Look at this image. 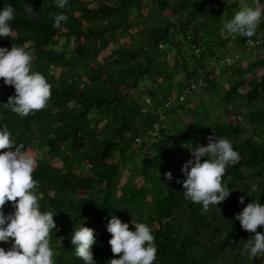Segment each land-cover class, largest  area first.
Segmentation results:
<instances>
[{
    "label": "trees",
    "instance_id": "trees-1",
    "mask_svg": "<svg viewBox=\"0 0 264 264\" xmlns=\"http://www.w3.org/2000/svg\"><path fill=\"white\" fill-rule=\"evenodd\" d=\"M9 4L15 9L12 42L33 54V71L46 77L52 96L44 110L20 117L4 107L15 89L0 79V128L7 125L24 151L38 148L44 155L33 178L41 211L56 214L55 264H84L71 244L81 226L94 230V259L107 264L114 258L107 231L112 216L132 231V220L150 227L155 264H212L219 252L234 253L236 234L253 238L224 207L238 212L235 196L248 181L264 186V21L251 38L224 29L253 0H68L65 9L55 0H0V11ZM25 4L34 14L26 13ZM61 12L68 21L56 28L51 14ZM6 38L0 37V46ZM182 43L190 47L186 53ZM250 43L257 46L249 52ZM229 44L255 59L244 67L238 59L221 65V80L214 81L209 68ZM193 84L208 105L202 96L194 108L185 106L189 99L178 101ZM244 86L248 91L242 95ZM216 100L230 106L223 113L233 119L208 128ZM186 116L193 119L189 124ZM243 124L254 134L243 135ZM210 135L227 138L240 159L223 178L232 197L201 215L202 204L184 199L181 169ZM165 172L173 179L166 180ZM259 203L264 205L263 194ZM4 212H14L11 202ZM257 231L264 233V226ZM225 232L228 239L216 243ZM60 236L63 247L56 244ZM10 246L0 243L6 250Z\"/></svg>",
    "mask_w": 264,
    "mask_h": 264
},
{
    "label": "clouds",
    "instance_id": "clouds-1",
    "mask_svg": "<svg viewBox=\"0 0 264 264\" xmlns=\"http://www.w3.org/2000/svg\"><path fill=\"white\" fill-rule=\"evenodd\" d=\"M226 3L230 4L231 0H226ZM253 3L254 6L242 7L233 19L224 24L227 33L248 38L256 34L258 26L264 21V5L259 0H253ZM67 4L68 0H55L56 7L60 9H65ZM24 9L29 15L34 14L31 4H25ZM51 15L56 28L68 21L63 12ZM14 18L12 5L4 6L0 11V37H12L6 38L0 46V79L4 85L15 89V94L8 97L4 107L20 117H27L48 106L52 85L41 72L33 71V54L25 46L12 42L17 38L11 26ZM206 139V145H197L192 149L193 159L181 169L186 177L183 181L184 199L202 204L201 215L210 212L212 207H218L230 196L232 191L224 184L223 178L228 166L236 165L240 159L227 138L217 139L210 135ZM24 147L23 143L17 145L7 125L0 128V243L11 242L7 250L0 247V264H55L51 234L53 229L59 231L53 219L56 214L41 211L36 191L39 183L33 178L44 155L38 148L24 151ZM202 158L206 159L202 161ZM163 175L166 180L173 179L171 172ZM176 182L181 181L177 179ZM244 200L245 197L241 196L239 203L244 204ZM9 202L14 212L6 215L4 208ZM235 219L240 222L243 231L253 234V238L244 244L241 255L247 254L249 259L264 258V233L257 231L264 226V205L253 200ZM131 223L135 231L116 216L108 221L107 231L111 234L108 243L114 258L107 264H155L157 247L152 230L145 223L134 220ZM228 233L223 234L225 240ZM63 240L64 237L60 236L56 244L63 247ZM95 243L92 228L81 226L71 234L75 256L84 264H97L92 251Z\"/></svg>",
    "mask_w": 264,
    "mask_h": 264
},
{
    "label": "rangeland",
    "instance_id": "rangeland-1",
    "mask_svg": "<svg viewBox=\"0 0 264 264\" xmlns=\"http://www.w3.org/2000/svg\"><path fill=\"white\" fill-rule=\"evenodd\" d=\"M170 14L166 13V15ZM133 31V29H132ZM59 41L62 42L63 38H59ZM182 47H183V51L186 53L188 49H190L189 45L187 43H182ZM250 45V44H249ZM69 46H71V43L69 44ZM249 46L247 48V51L250 50ZM255 47V46H254ZM165 48V47H163ZM250 52V51H249ZM247 52V53H249ZM263 52H257L256 56H262ZM108 51L103 52L100 55V58L107 55ZM220 59L219 63H217L216 67H214V65L212 67H210L209 69H212V71H214V73L211 76V79L214 81H220L221 80V73H222V66L224 65L223 62H226L227 60L230 62H236V60L238 59V61L240 60L242 66H246L248 60L249 61H253L255 59V55L253 53H249V54H243L239 51H236L230 44L227 45L226 47V52L224 54L221 55L218 54V60ZM171 61V60H170ZM237 61V62H238ZM222 65V66H221ZM263 73V71H258V75H261ZM248 91V88L246 86L242 87L239 90L240 94H245ZM202 96L204 97V101L206 102V105H208L207 103V96L205 94H203V91L201 90V88H198L195 90V93L192 94L191 98H189L188 102L185 103V106H187L188 108H194L197 105L198 99L199 97ZM216 109L212 110L210 113V119L209 121L206 122V127L210 128L211 127V123L212 122H220L222 123L223 121H227L229 119H233V115L232 116H226L223 112L224 109L229 110L230 106L226 105V106H219L221 105V102L216 100L214 101ZM219 104V105H218ZM192 118L191 117H187L185 118L184 122L185 124H189L190 122H192ZM242 127L245 129V132L243 133V135H248V134H254L252 133V131L250 129H248L244 124L242 125ZM207 136L203 137L200 141V145H206L208 143L207 141ZM147 141H149V139H147ZM26 151H34L33 148H28L26 149ZM193 159V156L188 157L187 160ZM57 162V166H60V164L58 163V160H56ZM133 165V163L131 164ZM130 165V166H131ZM128 168V171L131 170V168ZM121 181H124V179H120ZM137 184L140 185L142 180L141 179H137ZM260 194L264 195V186L261 187H257L256 184H250V181L247 182V186L245 187H241L238 192H237V196H235V199L237 201V208H238V212H236L235 209H229L227 207V205H225V212L227 214H234L237 215L239 212H241L243 210L244 207L247 206L248 203L256 201L259 202V196ZM241 196L245 197L244 200V204H240L239 203V198ZM232 197V195L229 196V199ZM224 237H220L218 236L215 240V242L217 243L218 241H224ZM247 242V240L243 239L240 235L236 234V239H235V245H236V249L234 251V253H232L229 248L226 249L225 252H219L217 255V259L212 263V264H257V263H263L264 264V258H254V259H249L247 254L245 255H241V252L243 251V246L244 244ZM207 244V242H205Z\"/></svg>",
    "mask_w": 264,
    "mask_h": 264
},
{
    "label": "built area",
    "instance_id": "built-area-1",
    "mask_svg": "<svg viewBox=\"0 0 264 264\" xmlns=\"http://www.w3.org/2000/svg\"><path fill=\"white\" fill-rule=\"evenodd\" d=\"M249 46H257V43H250ZM223 64L225 66H229L230 64H232V62L230 61H226V62H223ZM197 89V86L196 85H191L190 87H186L184 88L179 96H178V101L179 102H186L189 98H191V95L193 94V92Z\"/></svg>",
    "mask_w": 264,
    "mask_h": 264
}]
</instances>
